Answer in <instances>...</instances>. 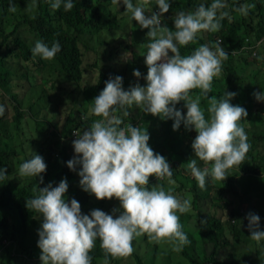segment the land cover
Listing matches in <instances>:
<instances>
[{"label":"trees","instance_id":"16d2710c","mask_svg":"<svg viewBox=\"0 0 264 264\" xmlns=\"http://www.w3.org/2000/svg\"><path fill=\"white\" fill-rule=\"evenodd\" d=\"M138 1L140 3V0H132L133 5ZM230 1L231 4L221 11L229 12L232 21L227 18L222 20V27L215 33L201 32L196 43L181 47L180 52L190 55L200 45H208L215 50L214 45L218 41L228 52V59L223 61L220 76L214 78L209 96L220 99L225 92L236 93L230 103L245 108L248 113L241 125L251 148L239 167L228 170V177L223 182H214L208 177L205 189L201 190L187 164L196 159L201 169L210 166L195 157L191 147L196 135L194 130L186 129L183 123L173 130L172 119L150 117L141 110H137L139 114L129 116L117 112L123 121L121 127L132 124L147 129L149 146L166 157L172 168L173 184H169L167 179L157 180L152 176L149 187L160 184L165 190L172 189V194L178 198L190 199L191 211L177 213L190 243L176 251L172 243L157 244L143 235L132 242L134 248L136 240H143V243L137 242L142 244L141 252L134 248L132 255L126 259L109 256V264H264V240L257 244L251 239L246 218L248 213H259V230L264 231V111L261 110L264 109V101L257 107L259 101L253 96L254 92L264 91V0H249L254 7L247 15L235 11L242 6L243 0ZM13 2L16 7L14 12L9 10L10 0H0V105L5 108L0 116V169H6V176L13 173L17 145L27 149L31 141L35 143V152L43 157L47 169L41 174L43 183L33 178L19 179V183H14L6 178L8 182L0 184V264H27L30 261L41 264L37 241L43 217L26 207L29 200L39 195V188L49 183L55 187L64 179L68 184L66 201L76 199L82 214H90L93 209L113 216L119 214L112 211L119 209L118 200H97L81 188L78 175L81 165L75 166L76 171L67 167L66 162L78 155L74 152L71 132L79 135L95 120L101 119L91 113V108L93 99L105 87V81L121 76L122 87L128 90L137 84L134 70L147 74L145 55L151 41L146 35L148 29L141 28L132 19V14L122 2L119 6L114 5L112 0H72L74 7L70 11H64L63 4L60 9L53 10V0H36L37 6L32 11L28 10V6L33 0ZM211 2L170 0L171 7L164 13V19L162 14V26L166 25L174 31V20L180 11H194L201 3L208 6ZM153 11L158 9L151 3L145 14L150 15ZM251 25L256 26L254 31L251 30L253 33L247 29ZM54 40L61 45L54 59L33 57L32 49L37 41L51 47ZM259 40L258 46H255ZM93 43L100 55L106 51L105 46L111 44L107 57L122 49L130 53L132 60L115 69L109 63L106 65L105 59L97 54L93 64L98 69L96 81L81 85L83 72H87L82 68V46L88 49ZM252 48L256 50L253 54L250 53ZM258 58L261 59L260 67L254 68ZM126 71L131 72V76L126 77ZM19 79H22L23 87L37 92L34 100L19 96ZM58 81L70 83L71 88L65 96L60 95L55 100L45 90L56 87ZM60 83L58 85L64 89L66 85ZM199 94V89L191 93L193 97ZM200 104L207 119V98H202ZM59 105H69L61 125ZM9 106L12 113L6 117ZM175 107L186 114L183 101ZM64 109L62 107L60 111ZM13 137H16V144ZM25 158L29 160L32 156L26 155ZM193 214L195 218H191ZM90 256L91 264H103L105 253L99 238ZM20 257H23L21 262L18 260ZM148 258L150 261H146Z\"/></svg>","mask_w":264,"mask_h":264},{"label":"clouds","instance_id":"9594fccd","mask_svg":"<svg viewBox=\"0 0 264 264\" xmlns=\"http://www.w3.org/2000/svg\"><path fill=\"white\" fill-rule=\"evenodd\" d=\"M121 2L132 19L141 28L148 29L146 35L151 42L145 55L146 86L137 83L125 90L121 76L105 81L91 108V113L101 119L76 135L72 144L78 155L66 162L72 171H76L77 164L82 166L78 175L84 191L97 200H118L119 209L112 211L119 214L113 216L100 209L82 214L76 199L66 201L68 184L64 179L55 187L49 183L39 188V195L29 200L26 207L43 217L37 241L41 264H91L90 252L98 238L105 253L103 264H109V256L113 259L131 256L133 240L143 235L157 244L172 243L176 251L190 243L177 214L191 211L190 199H180L172 194V189L165 190L160 184L149 187L152 176L173 184L172 168L166 157L149 146L147 129L132 124L121 127L123 121L117 112L129 116V110L135 106L146 114L172 119L173 130L181 123L186 129L194 130L196 135L191 147L195 157L210 166L201 169L196 159L187 164L201 190L205 189L208 177L214 182H223L228 170L239 167L251 148L241 125L248 113L245 108L230 103L236 93L225 92L220 99L209 96L214 78L220 76L223 61L228 59V52L219 41L214 45L215 50L200 45L190 55L180 52L181 47L196 43L201 32L215 33L222 27V20L232 21L229 12L221 11L227 7L224 0H212L208 6L201 3L194 11H180L174 20V31L162 26V14L169 11L170 0H155L158 11L150 15H146L145 10L152 0H140L136 6L132 0H112L114 5ZM62 4L64 11L74 7L72 0H53L51 7L58 10ZM36 6L33 0L28 10ZM253 7L242 5L235 11L247 15ZM9 10H16L13 0H10ZM60 50L58 40H54L51 47L37 41L32 55L52 60ZM133 75L139 78L141 73L134 70ZM195 89H199L200 94L193 97L191 93ZM253 96L264 101V91L254 92ZM202 98L208 100L207 119L200 104ZM181 101L186 114L175 107ZM4 111V106L0 105V116ZM46 169L43 157L34 154L20 164L18 174L39 176L43 183L41 174ZM6 178V169H0V181ZM246 218L251 239L259 244L264 240V231L259 230L260 217L248 213Z\"/></svg>","mask_w":264,"mask_h":264},{"label":"rangeland","instance_id":"374dc122","mask_svg":"<svg viewBox=\"0 0 264 264\" xmlns=\"http://www.w3.org/2000/svg\"><path fill=\"white\" fill-rule=\"evenodd\" d=\"M224 2L226 3V5H230L231 4V1L230 0H224ZM138 3H139V1H138ZM138 3H136L135 6L138 5ZM152 3H154V5H156L155 4V0H152ZM249 4H251V3H249V0H243L242 5H249ZM118 15L121 16L119 13H118ZM164 17H165V14H163V19H164ZM239 26L241 27V24ZM255 27L256 26L251 25L247 29H249L250 32L253 33L252 31H254V28ZM28 35L29 34H25V36H28ZM260 41L261 40L256 41L255 46L256 45L258 46V43ZM105 47H106V49H105L106 51L103 54H101V55H104V56H101L99 54V51H98L97 46L94 43L91 46V48H88V49H85V47L82 46V49H83L82 50V52H83L82 53L83 54V56H82V68H83V70H86L87 72H83V77H82V80H81V85H84L87 82L94 83L96 81L97 75H98V69H96L97 67H95L93 64H94V62L98 58L97 57L98 56L97 54L100 55V58L101 59H105L104 63L106 65H108V63H109L111 66L115 67V69L116 68H119V65L122 66L123 63H126V62L127 63H130L131 62L130 60H132V56L130 55L129 52L126 53V51L123 52V50L120 49L118 51H114V53L112 54L111 57H107L108 54H109V52H110V50H111V48H112V45L110 44V45H107ZM95 48H97V51L95 50ZM253 51H256V50L254 48H252L250 53L253 54L254 53ZM249 58H251V57H249ZM255 62H258V63L255 64L256 66H254V68L260 67L261 59L258 58V59L255 60ZM245 67H247V66H245ZM249 68H250V66L248 65V69ZM102 71H103V69H102ZM125 74H126V77L131 76V72H129V71H126ZM145 76H146V73L144 71H141V76L139 78H135V80L137 81V83H141L142 86H146V80L144 79ZM18 82H20V85L17 88L18 89V92H19V96H24V97H27L28 96L30 98L29 101L34 100L35 99V96H37V92H33L32 90L29 89V87H23L21 85L22 79H19ZM60 82H62L63 84L66 85V87L64 89H61L60 88V86H59V85H61ZM37 83H39V82H37ZM41 83H44V82L41 81ZM68 85H70V86L67 87ZM70 88H71V84L70 83H68V82L64 83L63 81H58L56 87H54L52 89H47L45 91H46L47 94L50 95V97H52L53 99L57 100L60 95L65 96L68 93V90ZM67 98H70V97L67 96ZM80 99H81V96H80ZM68 106H66V105H59V115L61 117V121H59L60 122V125L62 123V119L66 116V112H68ZM258 106H261V101H259V104L257 105V107ZM62 107H65V109H64L65 111H60V110H62ZM137 110H141L142 111V109L131 108L129 110V115H133L135 113L136 114H139L140 111H137ZM261 110L264 111V109H261ZM11 113H12V108L9 106V107H7L6 117H10V114ZM146 115L147 116H150V117H153V115H151V114H146ZM258 125H260V123ZM47 132H49L48 129H47ZM71 134H72V139L73 140L77 139V136L74 135V131H72ZM46 135H48V134H46ZM13 139H14L15 144H16V137H13ZM17 142L19 144L18 139H17ZM31 142H30L31 145L27 146V149H24V147L21 146L20 144H19V146L17 145V147H18L17 156H15L14 159H13V162H14V166H13L14 167V171L10 175L6 176L8 178V180H10L11 182L13 181L14 183H19L20 180H26V179H31V178H33L35 180H40L39 176H37V177H21L18 174L19 166H20L21 163H23V160L24 159L26 160V158H25L26 155L27 156H33L34 154L37 153V152H35V143H33V141H31ZM6 182H8V181L5 179L4 181H0V184L1 185H4ZM0 190H1V188H0ZM207 209L210 210V208H207ZM256 215H259V213H257ZM195 217H196L195 214H193L191 216V218H195ZM259 217L261 218L260 215H259ZM262 226L264 227V221H262ZM137 242L143 243V240L142 239H139V240H136L135 241L136 247H134V248L138 252H141V250H143L142 247H141L142 244L137 243ZM147 251H149V248H147ZM143 257H145V255H143ZM18 260L21 262L23 260V257L18 258ZM146 261H150V258L146 259ZM27 264H35V263L30 261Z\"/></svg>","mask_w":264,"mask_h":264}]
</instances>
